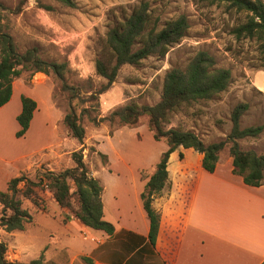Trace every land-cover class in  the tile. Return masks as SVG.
<instances>
[{"label": "rangeland", "instance_id": "374dc122", "mask_svg": "<svg viewBox=\"0 0 264 264\" xmlns=\"http://www.w3.org/2000/svg\"><path fill=\"white\" fill-rule=\"evenodd\" d=\"M20 1L0 0L7 7L2 13V30L12 35L18 50L25 51L37 45L43 58L68 62L71 71L66 78L69 83L81 84L90 79L98 87L106 82L96 73L95 62L106 50L107 30L128 16L143 0H75L76 5L73 7L57 0H44L52 6L51 9L39 7L36 0H26L21 11L14 12ZM146 1L150 3L153 14L160 18V27L180 14L188 16L190 27L181 41L174 44L165 56L153 55L140 64L122 66L116 81L100 95L101 115H108L130 101L156 103L161 96L166 72L172 67L185 68L199 50H206L215 57L218 66L231 69V83L227 90L211 99H202L176 109L170 115L169 126L193 130L205 143L214 142L227 136L232 126V109L237 103L246 101L249 109L241 118V126L264 127V84L257 82L256 77L257 73L264 71V67L260 65L257 45L249 39H236L232 33V29L245 19L246 13L228 10L224 5H205L197 0ZM15 80L20 87L32 89V94L41 102L40 110L47 113L55 132L50 136L52 144L34 156L32 165L22 172L26 177L35 180L43 168L59 172L73 166L71 153L75 150L83 151L90 170L97 174L114 171V167L122 161V151L118 149L127 150L128 146L139 147L143 152H160V159L164 147L161 146L160 151L159 145L164 140L154 139L147 124V116H143L137 126L129 127L108 121L95 124L84 115L82 124L86 133L83 142H80L71 135L64 121L70 104L68 95L60 90L61 81L58 78L25 70ZM73 106L80 114L83 106L77 100H73ZM92 114L95 115L96 111ZM118 136L124 141L122 145L116 141ZM239 143L243 149L264 153V128L258 136L246 137ZM114 150L115 156L110 158L108 151L113 155ZM100 151L106 153V157L101 156ZM180 151L188 160H197L198 151L179 147L170 158L171 169L178 166ZM220 158L223 162L231 158L229 145L221 151ZM158 161L148 166L130 161L128 166L135 167L138 176L145 180L156 170ZM100 176L109 187L114 185L111 175L104 173ZM169 183L155 196L159 201L169 191ZM43 197L49 215L30 200L23 201V206L33 214L34 221L28 223L24 230L11 234L15 244L7 251V258H38L43 253V247L49 245V253L57 255L56 258L64 262L65 255L60 251L61 248L75 240L80 241L63 234L65 229L60 224L63 211L52 194L44 192ZM8 236L10 234L0 227V237ZM24 245L28 247L27 250L26 247L22 248Z\"/></svg>", "mask_w": 264, "mask_h": 264}, {"label": "trees", "instance_id": "16d2710c", "mask_svg": "<svg viewBox=\"0 0 264 264\" xmlns=\"http://www.w3.org/2000/svg\"><path fill=\"white\" fill-rule=\"evenodd\" d=\"M73 7L75 0H57ZM205 5H224L228 10L245 12V19L237 24L232 33L236 39H249L257 45L260 65L264 67V0H197ZM26 0H21L14 12L21 11ZM44 9L52 6L44 0H36ZM7 7L0 3V107L7 103L13 91V81L23 71L31 70L54 75L61 81L60 90L69 97V106L64 121L71 135L83 142L85 127L82 117L86 115L95 124L108 121L129 127L137 126L143 116H147L148 127L155 140H164L168 148L162 152L156 170L149 176L141 199L150 220V242L156 246L160 232L161 215L153 206L158 195L169 182L168 163L171 154L180 146L191 148L202 154V166L209 172L216 170L221 151L229 145L233 172L242 176L250 186H260L264 182V153L253 149H243L239 140L258 136L263 125L242 127L241 118L249 109V103L239 102L231 111V130L225 138L205 143L193 130L169 126L170 115L183 105H189L202 99H211L227 90L231 83L230 68L217 65L213 55L199 50L185 68L172 67L164 77L160 99L154 104H140L130 101L101 115L100 95L106 92L116 81L120 69L125 64H140L153 56H165L170 48L186 35L190 21L186 14L167 20L161 27L160 18L152 12L150 3L141 1L132 12L107 30L105 52L96 59V73L106 82L95 86L90 79L81 84H71L66 75L71 71L67 61L57 62L42 57L39 46L34 45L25 51L18 50L12 35L2 30V13ZM77 100L83 107L80 114L73 106ZM37 101L31 96L22 95V111L18 115L21 125L17 135L23 136L30 127ZM96 111L93 115L92 112ZM103 157L105 154L99 152ZM74 165L59 172L43 168L35 180L24 174L13 177L6 191H0V227L6 231L24 230L34 221L33 214L23 206L30 200L43 212H49L44 192L52 194L55 202L64 210L63 220L77 218L85 226L103 230L112 235L115 224L105 218L103 192L100 179L92 174L84 160L82 150L71 153ZM21 183L24 185L21 186ZM8 245L0 241V264H48L42 253L29 262L10 261L7 258ZM76 264H95L91 257L82 255ZM264 264V262L262 263Z\"/></svg>", "mask_w": 264, "mask_h": 264}, {"label": "crops", "instance_id": "0c3cea01", "mask_svg": "<svg viewBox=\"0 0 264 264\" xmlns=\"http://www.w3.org/2000/svg\"><path fill=\"white\" fill-rule=\"evenodd\" d=\"M256 77L257 82L264 84V71L257 73ZM22 95L34 98L38 107L29 129L19 137L17 133L21 125L18 115L22 111ZM40 108L41 102L32 94V89L20 87L14 80L10 100L0 107V191H6L9 180L21 175L32 165L34 156L52 144L50 136L55 132L47 113ZM116 138L120 145L124 143L119 136ZM161 146L163 151L168 148L165 141L160 142V151ZM118 150L122 151V161L114 171L92 172L104 186L105 218L115 224V232L109 235L103 230L92 229L77 218L65 222L61 208L63 234L80 241L75 240L61 248L64 262L49 253V245H45L43 254L47 263L76 264L82 255L91 257L95 264L264 262V182L260 186L247 185L242 176L233 172L232 158L224 162L220 158L216 170L209 172L201 164V153L198 152L197 160L192 162L180 151L178 166L171 169L168 163L169 191L161 201L159 198L153 201L161 215L160 232L154 246L149 238L150 220L141 199L149 177L141 179L135 167L128 166V163L133 161L148 166L158 161L160 152H143L136 146ZM108 154L113 158L115 150L113 155L109 151ZM104 173L114 179L112 187L100 176ZM2 230L10 234L6 238L0 237V241L7 243L9 251L15 244L12 241L15 232ZM24 259L9 260L30 261Z\"/></svg>", "mask_w": 264, "mask_h": 264}]
</instances>
